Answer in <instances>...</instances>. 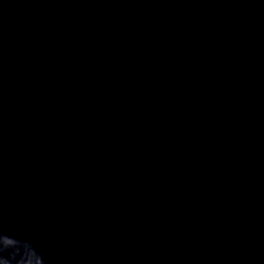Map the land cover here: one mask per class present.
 Instances as JSON below:
<instances>
[{
    "label": "water",
    "instance_id": "1",
    "mask_svg": "<svg viewBox=\"0 0 264 264\" xmlns=\"http://www.w3.org/2000/svg\"><path fill=\"white\" fill-rule=\"evenodd\" d=\"M0 264H264V0H0Z\"/></svg>",
    "mask_w": 264,
    "mask_h": 264
}]
</instances>
